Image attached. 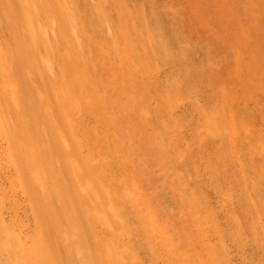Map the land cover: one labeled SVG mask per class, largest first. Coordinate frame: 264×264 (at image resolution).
<instances>
[{
    "label": "rangeland",
    "instance_id": "rangeland-1",
    "mask_svg": "<svg viewBox=\"0 0 264 264\" xmlns=\"http://www.w3.org/2000/svg\"><path fill=\"white\" fill-rule=\"evenodd\" d=\"M0 264H264V0H0Z\"/></svg>",
    "mask_w": 264,
    "mask_h": 264
},
{
    "label": "bare ground",
    "instance_id": "bare-ground-1",
    "mask_svg": "<svg viewBox=\"0 0 264 264\" xmlns=\"http://www.w3.org/2000/svg\"><path fill=\"white\" fill-rule=\"evenodd\" d=\"M34 4H35V2H34ZM35 11V10H34ZM47 14H49V12H48V10H44ZM41 12V11H40ZM38 14V13H37ZM50 15V14H49ZM49 15H48V20H49ZM24 17V19H25V17H27V18H29V19H27V21H26V19H25V21L26 22H28V20H30V17L31 16H23ZM33 17H35V16H33ZM40 17V16H39ZM36 18V17H35ZM51 18V17H50ZM47 19V18H46ZM47 20V21H48ZM71 20V19H70ZM69 20V21H70ZM28 25H29V23H28ZM40 26V25H39ZM31 27V26H30ZM45 37V36H44ZM61 37V36H60ZM77 37H78V35H77ZM77 37H73V38H77ZM49 38V37H48ZM61 39V38H60ZM40 41V40H39ZM41 41H43V40H41ZM40 41V42H41ZM48 41H50V40H48ZM36 45V44H35ZM52 48V46H50V48L47 46V44H45V43H42V44H39V46H37V51H38V54L40 55L39 57H40V60H42L41 59V57L43 58L44 56H47V59H50L49 57H51V58H54V51L51 49ZM35 51V50H34ZM36 54V53H35ZM41 55H43V56H41ZM75 57V56H74ZM77 58V57H76ZM43 60H44V58H43ZM45 61V60H44ZM44 61H43V63H44ZM24 64V63H23ZM25 65V64H24ZM23 66V65H22ZM25 67H27V65L25 66ZM26 69V68H25ZM27 70V69H26ZM2 72V71H1ZM3 76V75H2ZM64 83L66 82V77H64ZM70 83H77V84H80V83H83V84H85L84 83V81H80V80H75V79H72L71 80V82ZM50 85V84H49ZM64 84L63 83H58V86H57V88L59 89V92L61 91V87L63 86ZM26 88V87H25ZM58 101H60L59 102V108H58V112L59 111H61L64 107H67V96H64V95H60L59 94V100ZM77 104V103H76ZM36 108H38L37 106H36V102H35V99H32L28 104H27V107L25 108V110L28 112V114H29V116H30V119H29V123H30V125L32 126L33 125V121L34 120H36V117H37V115H38V113H37V111H36ZM48 110V109H47ZM64 112V111H63ZM42 114V113H41ZM43 116V115H42ZM55 118H57V115H55ZM58 119V118H57ZM69 120V119H68ZM67 120V121H68ZM65 121H66V119H65ZM68 123H69V121H68ZM48 126H47V129H46V126H44V128H45V132L46 133H49V134H46L45 136L47 137V143H49L48 144V146H49V148L50 149H52V150H54L55 148H57V142H55V140H54V132H53V130H52V125L53 126H55L54 124H52V125H50V124H47ZM68 126H69V124H68ZM70 127V126H69ZM61 128V127H60ZM58 128L57 127H54V130H57ZM71 131H74V129L73 128H69ZM79 131V130H78ZM215 132H216V130H214ZM76 134V133H75ZM217 133H215V135H216ZM227 136H228V134H227ZM231 136H232V139H234L232 142H231V144H233V143H235V146H236V148L238 147V152L239 151H242V150H244L243 149V138H244V135L242 136L241 134H240V131L238 130V129H236V127H233L232 128V132H231ZM218 137H220V136H218ZM223 137H225L224 135H223ZM222 136L220 137L221 139L220 140H222V138H223ZM230 137V136H229ZM229 137H225L226 139H227V141H228V138ZM215 139H218V138H216V137H214ZM226 139H224L225 141H226ZM224 140L223 141H221V142H224ZM228 144V143H227ZM225 145H226V142H225ZM229 148H231V150H232V152L234 151V148L230 145V147ZM244 148H245V146H244ZM250 148H252L251 146H250ZM236 150V149H235ZM248 150V149H247ZM244 152H245V155H246V150H244ZM243 152V153H244ZM251 152V151H250ZM253 152V151H252ZM248 151H247V155H248ZM260 154H262V153H260ZM241 155V154H240ZM238 157H240L241 158V156H238ZM242 157H245V156H242ZM237 158V157H236ZM239 158V159H240ZM244 161V160H243ZM236 162V161H235ZM240 162V161H239ZM242 162V161H241ZM245 164V163H244ZM247 164V163H246ZM245 164V165H246ZM235 165H237V163H235ZM241 167H243V165H240ZM246 167H247V165H246ZM249 167V166H248ZM247 167V168H248ZM250 168V167H249ZM242 169V168H241ZM243 169H245V168H243ZM242 169V170H243ZM247 170H250V169H247ZM251 171V170H250ZM239 172H241V170L239 171ZM243 172V171H242ZM246 172V171H245ZM249 173V172H248ZM247 173V174H248ZM255 173V172H254ZM246 174V173H245ZM246 174V175H247ZM255 175V174H254ZM257 175H258V173H257ZM250 177H253V175H249ZM259 178H260V180L262 179V177H261V174L258 176ZM254 178V177H253ZM258 178V179H259ZM257 179V180H258ZM254 180V179H253ZM250 181V180H249ZM257 182V181H256ZM258 182H260V181H258ZM249 183V182H248ZM254 184V183H253Z\"/></svg>",
    "mask_w": 264,
    "mask_h": 264
}]
</instances>
